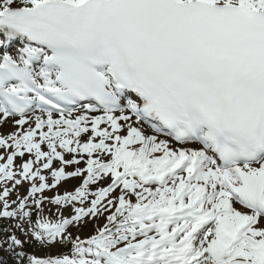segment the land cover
I'll return each mask as SVG.
<instances>
[{
	"label": "snow or ice",
	"instance_id": "1",
	"mask_svg": "<svg viewBox=\"0 0 264 264\" xmlns=\"http://www.w3.org/2000/svg\"><path fill=\"white\" fill-rule=\"evenodd\" d=\"M0 220L11 264H264V0H0Z\"/></svg>",
	"mask_w": 264,
	"mask_h": 264
},
{
	"label": "rangeland",
	"instance_id": "2",
	"mask_svg": "<svg viewBox=\"0 0 264 264\" xmlns=\"http://www.w3.org/2000/svg\"><path fill=\"white\" fill-rule=\"evenodd\" d=\"M22 191H23V189H22ZM1 222H7V221H5V220H0V224H1ZM2 225H0V227H1Z\"/></svg>",
	"mask_w": 264,
	"mask_h": 264
}]
</instances>
